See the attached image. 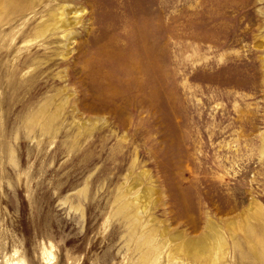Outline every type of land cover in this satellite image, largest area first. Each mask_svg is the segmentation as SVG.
Instances as JSON below:
<instances>
[{"label": "rangeland", "instance_id": "rangeland-1", "mask_svg": "<svg viewBox=\"0 0 264 264\" xmlns=\"http://www.w3.org/2000/svg\"><path fill=\"white\" fill-rule=\"evenodd\" d=\"M5 1L0 264H264V0Z\"/></svg>", "mask_w": 264, "mask_h": 264}, {"label": "bare ground", "instance_id": "bare-ground-1", "mask_svg": "<svg viewBox=\"0 0 264 264\" xmlns=\"http://www.w3.org/2000/svg\"><path fill=\"white\" fill-rule=\"evenodd\" d=\"M233 4H234V0H200L196 4L195 9L192 11V14H190L189 16H185L183 14L185 13L184 11L186 10V7H184V4H180V7H181L180 8V39H183L184 37L195 38L196 31L200 27H203V28L226 27L227 29H229V31L227 30L225 37L228 39L229 38L235 39L236 32H234L233 34V31H235V29L236 30L239 29V27L241 26L240 25L242 21L241 11L242 10L247 11V8H243L244 7L243 6V7H237V9H235L233 8L234 6ZM3 5L6 6L7 9L9 7L11 11L16 10L17 8V3L15 2V0H6ZM4 11H6V9H4ZM7 13L8 12L6 11V14ZM76 13L74 14L76 15ZM243 33H245V31L242 32V34Z\"/></svg>", "mask_w": 264, "mask_h": 264}]
</instances>
